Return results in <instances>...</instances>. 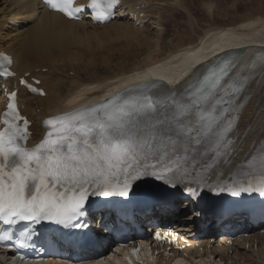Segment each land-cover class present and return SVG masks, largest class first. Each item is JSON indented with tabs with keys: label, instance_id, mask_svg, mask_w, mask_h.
Masks as SVG:
<instances>
[{
	"label": "snow or ice",
	"instance_id": "1",
	"mask_svg": "<svg viewBox=\"0 0 264 264\" xmlns=\"http://www.w3.org/2000/svg\"><path fill=\"white\" fill-rule=\"evenodd\" d=\"M42 3L69 19L93 10L98 22H106L111 16L108 6L118 0H90L75 8L73 0ZM216 59L219 62L212 63L191 53L182 62L184 73L168 80L175 95L163 103L137 85H124L109 89L101 101L49 117L43 121L44 135L32 146L27 143L30 122L20 114L18 92H8L0 116V220L73 226L87 214L91 197L129 198L147 181L163 189L146 190V201L178 194L199 199L204 187L211 186L198 169L213 167L235 150L231 133L238 125L233 121H238L235 114L250 78L238 61ZM11 63L7 55L0 56V78L16 75L9 70ZM27 75L19 84L46 95L34 86L40 82L29 83ZM182 76L186 78L181 84ZM209 160L212 163H206ZM247 168L242 179L217 191L264 195V153L253 156ZM10 239L7 233L0 235V240ZM27 239L25 233L19 246L27 247Z\"/></svg>",
	"mask_w": 264,
	"mask_h": 264
},
{
	"label": "bare ground",
	"instance_id": "2",
	"mask_svg": "<svg viewBox=\"0 0 264 264\" xmlns=\"http://www.w3.org/2000/svg\"><path fill=\"white\" fill-rule=\"evenodd\" d=\"M1 3L0 49L12 55V69L18 76L29 71L40 79V86L46 92L43 98L28 96L24 89L17 86L15 79L7 81L10 88L17 86L19 89L18 104L21 106L22 112L32 120L30 129L34 139L41 135L40 120L46 115L65 111L77 102L98 100L104 97L105 92L109 89H115L119 85L133 81V79L148 76L147 70H152L153 76L164 78L167 81V83L161 84L166 90H173V86L168 84V80L184 73L185 65L182 62L189 58L191 53H196L205 59L216 51H220L225 45L233 43L234 45L247 46L246 50L238 49L243 51L238 62L246 67L250 78L245 95L242 97L244 101L239 109V121L235 130L236 149L234 153L238 159H228L224 173L229 172V169L234 166V162L238 163L244 154H248L249 151L264 144V57L262 56L258 60L252 59L257 52H264V48L257 47L264 44V8L262 9L261 3L258 5L260 8L249 13L236 24L228 22V17L226 20L214 24L216 23L212 22L214 16H227L228 12H235L234 6L223 0L217 5L214 4L216 7L213 8L215 9L213 11L212 2H200L199 4L207 9L206 14L210 21L206 23L202 34H196L199 41L197 38L194 39L193 35H189L190 32L182 30L177 32V35L175 34L176 42L166 49L165 56L161 57L158 50H151L147 52L146 57H142L118 75L109 74L102 77L88 74L85 78L78 74L73 77L64 76L66 73L59 75L61 70L72 71L71 68H66L65 63L73 64L77 60L83 62L87 59L83 60V57L74 50L65 53L69 44L73 43L72 41L77 42L78 38L84 35L77 33L79 27L81 29L89 27L93 30L118 27L125 28L126 31L141 33L146 30L145 23L147 21L151 25L150 28L154 29L152 33L155 42L160 44L162 43L161 34L164 32L161 24L171 15L173 16L174 12L180 13L181 21L192 26L194 30L192 23L198 22L199 19L191 8L192 0L188 2L185 0H121V6L125 11L132 17L135 16V19H138L139 23H143L144 27L133 26L132 20L130 21L126 17L116 18L102 26L91 25L89 21H70L58 12L47 10L40 0H3ZM141 13L144 14L139 17ZM12 22H16L18 25H13ZM82 31L84 30L82 29ZM85 35H88V31L85 32ZM147 37L142 36L139 44L144 46L147 43ZM89 62L93 61L89 60ZM56 73L59 74L55 75ZM184 78L186 76H182L181 84L184 82ZM81 97L83 98L81 99ZM69 101H73V103L70 104ZM186 213L187 208L184 207L181 209L180 216L182 217ZM196 217L190 216L186 220L189 224L194 225ZM255 240L257 250L253 247ZM249 242V247H247ZM231 248L233 254H225V252L222 254L218 247L213 248L214 257L212 258L205 256V253H193L196 259L192 260L191 264H264V233L259 230L253 236L246 237L242 243H235ZM0 264H8V262L0 259ZM146 264L148 263L146 262ZM171 264L189 263L177 260Z\"/></svg>",
	"mask_w": 264,
	"mask_h": 264
},
{
	"label": "rangeland",
	"instance_id": "3",
	"mask_svg": "<svg viewBox=\"0 0 264 264\" xmlns=\"http://www.w3.org/2000/svg\"><path fill=\"white\" fill-rule=\"evenodd\" d=\"M2 1L3 0H0V3ZM185 1L188 2L189 0H185ZM206 1H208L209 3L212 2V9L215 8L216 7L215 5H217L218 3L223 2V0H210L211 2L209 0H199V2H197V0H192L191 6L192 5L193 6L191 8L193 9L195 14L197 15V18L199 19L198 22L192 23L194 24L195 31L192 29V26H190L189 24L186 25V23L181 21L182 15L180 13L178 14L177 12L176 13L174 12L173 16L171 15V17L167 18V20H165L161 24L164 32L161 34L162 43L160 44H157L155 42L154 40L155 37L153 36L152 33L154 29L150 28L151 25L149 23H148L149 25H147L146 30L142 31L141 33L133 32V31L131 32L128 30L126 31L125 28H118V27H117L118 29L116 27L113 28L110 27L107 29L100 28L97 30H93L87 27V28H82L84 31H82L81 27H79L80 29L77 27L78 34L85 35V32L88 31V35L85 36L81 35V37L78 38L79 40H77V42L72 41L73 43L69 44V47L67 48L65 53L67 54L68 52H72V50H74L78 52L81 55V57H83V60L85 58L87 59H85L83 62H81L82 60L81 61L77 60V62L75 61L76 63L74 62L73 64L65 63L66 68L67 69L71 68L72 71L61 70L60 74L56 73L55 75L58 74L64 75L65 74L64 72H67L64 75L67 77H73L76 76L75 74H78L81 77L84 76L83 78H85V76L88 74L93 76L99 75L102 77L107 76L109 74L118 75L122 70H125L129 66L133 65V63L140 60L142 57L143 58L146 57L148 51L158 50L160 51L161 57L165 56L164 54L166 53V49L170 45L176 42L175 38L177 32L182 30L190 32L189 35H193L194 39L197 38L196 34L203 33V29L205 28L206 23L210 21V19L208 17V14H206L207 9H205L204 6H202L199 3ZM224 1L228 2V4L231 6L233 5L236 11L228 12L227 16L226 15H221L216 17L214 16L212 19L213 23L216 22L214 24L219 23V21L221 22V20H226L227 17H228V22H231L232 24L233 23L236 24L249 13L255 12L258 8H260L258 7L259 3L262 4L261 6L262 9L264 8V0H236V1L224 0ZM214 10L215 9H213V11ZM90 29L91 31L93 30V32H91ZM144 35L148 36L147 37L148 39H147V43L145 45L143 43L144 46H142L141 44H139V40ZM197 41H199L198 38ZM88 59L93 62L90 63Z\"/></svg>",
	"mask_w": 264,
	"mask_h": 264
}]
</instances>
